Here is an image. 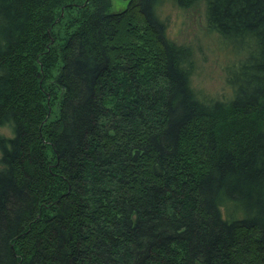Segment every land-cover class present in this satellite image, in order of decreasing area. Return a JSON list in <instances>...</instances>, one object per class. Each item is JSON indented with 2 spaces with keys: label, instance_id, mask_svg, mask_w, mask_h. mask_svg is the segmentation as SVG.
Segmentation results:
<instances>
[{
  "label": "trees",
  "instance_id": "16d2710c",
  "mask_svg": "<svg viewBox=\"0 0 264 264\" xmlns=\"http://www.w3.org/2000/svg\"><path fill=\"white\" fill-rule=\"evenodd\" d=\"M195 1L228 99L161 0H0V264H264V0Z\"/></svg>",
  "mask_w": 264,
  "mask_h": 264
},
{
  "label": "rangeland",
  "instance_id": "374dc122",
  "mask_svg": "<svg viewBox=\"0 0 264 264\" xmlns=\"http://www.w3.org/2000/svg\"><path fill=\"white\" fill-rule=\"evenodd\" d=\"M157 12L166 25V34L172 40L181 44H189L192 47L194 59V72L192 74V86L196 91L205 96L228 99L231 95V87L227 84V69L240 54L235 49L223 42L217 31L208 27L206 21L205 4L195 1L190 5L179 6L175 0H161ZM109 11L122 10L127 7L128 0H107ZM63 7L53 28L60 36L67 34L69 29ZM59 21V23H58ZM66 32V33H65ZM52 109H48L47 120L55 119L59 110L58 101ZM0 133L10 134V128L6 125L0 126Z\"/></svg>",
  "mask_w": 264,
  "mask_h": 264
}]
</instances>
